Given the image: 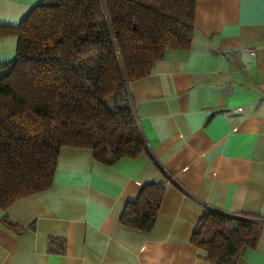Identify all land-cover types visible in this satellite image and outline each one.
<instances>
[{
  "label": "crops",
  "instance_id": "0c3cea01",
  "mask_svg": "<svg viewBox=\"0 0 264 264\" xmlns=\"http://www.w3.org/2000/svg\"><path fill=\"white\" fill-rule=\"evenodd\" d=\"M40 1L0 0V24ZM16 42L0 36V63ZM126 91L144 150L107 164L62 147L48 188L0 208V264H212L191 242L206 208L264 220V0H195L190 47ZM148 183L164 193L140 231L119 217ZM234 264H264V225Z\"/></svg>",
  "mask_w": 264,
  "mask_h": 264
},
{
  "label": "trees",
  "instance_id": "16d2710c",
  "mask_svg": "<svg viewBox=\"0 0 264 264\" xmlns=\"http://www.w3.org/2000/svg\"><path fill=\"white\" fill-rule=\"evenodd\" d=\"M195 0H42L0 36L17 37L0 63V208L48 188L59 151L88 147L110 164L144 150L127 82L169 49L187 50ZM164 188L145 184L120 221L153 226ZM2 221L13 228L6 218ZM264 220L206 208L191 242L212 264H234Z\"/></svg>",
  "mask_w": 264,
  "mask_h": 264
},
{
  "label": "built area",
  "instance_id": "2783aa9c",
  "mask_svg": "<svg viewBox=\"0 0 264 264\" xmlns=\"http://www.w3.org/2000/svg\"><path fill=\"white\" fill-rule=\"evenodd\" d=\"M249 53H252L253 52V50H251V49H248L247 50ZM262 98H264V94H262ZM131 101V100H130ZM131 105H132V107H133V104H132V101H131ZM240 109V108H239ZM133 110H134V107H133ZM134 115H135V111H134ZM135 119H136V116H135Z\"/></svg>",
  "mask_w": 264,
  "mask_h": 264
}]
</instances>
